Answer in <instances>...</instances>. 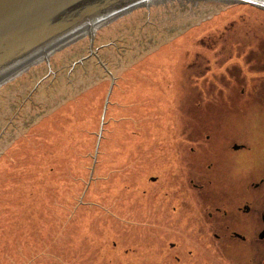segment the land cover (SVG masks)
Instances as JSON below:
<instances>
[{
  "label": "rangeland",
  "instance_id": "rangeland-1",
  "mask_svg": "<svg viewBox=\"0 0 264 264\" xmlns=\"http://www.w3.org/2000/svg\"><path fill=\"white\" fill-rule=\"evenodd\" d=\"M187 10L161 5L150 19L140 12L158 27L149 50L136 49L142 41L126 32L100 50L115 79L103 117L111 77L93 58L70 69L85 55L83 44L0 89L1 147L18 133L0 155V264H246L233 249L199 238L184 214L171 223L158 202L152 212L145 202L175 153L162 152L164 140L174 149L170 140L190 122L180 113L190 116L197 100L215 105L204 78L225 64L220 54L238 41L264 47L263 11L209 7L193 18L190 9L182 15ZM119 24L131 22L109 30ZM26 101L33 109L23 119Z\"/></svg>",
  "mask_w": 264,
  "mask_h": 264
},
{
  "label": "flooded vegetation",
  "instance_id": "flooded-vegetation-1",
  "mask_svg": "<svg viewBox=\"0 0 264 264\" xmlns=\"http://www.w3.org/2000/svg\"><path fill=\"white\" fill-rule=\"evenodd\" d=\"M168 4L187 7L193 18L209 13V7L219 10L237 5L224 0H174L161 3L162 8ZM159 7L157 1L102 26L95 32L93 43L98 32L119 20L133 21L145 9L151 16ZM188 28L182 25L179 30ZM79 44L91 54L85 36L66 49ZM62 51H55L47 62L30 69L51 64ZM220 56L225 64L204 78L208 79L205 90L216 97L215 105L210 101L199 105L197 100L187 109L190 116L180 113V118L190 122H186L188 127H181L179 138L170 140L174 149L164 140L162 152L175 151L174 162L172 157L165 163L158 190L146 191L145 202L150 201L152 212V204L160 201L161 211L171 217V223L184 214L181 222L191 224L196 235L211 247L223 245L246 258V264H264V47L257 42H232ZM152 179L151 183H158ZM152 197L158 201L153 202ZM171 204L175 206L169 207ZM147 224L151 225L148 220Z\"/></svg>",
  "mask_w": 264,
  "mask_h": 264
},
{
  "label": "water",
  "instance_id": "water-1",
  "mask_svg": "<svg viewBox=\"0 0 264 264\" xmlns=\"http://www.w3.org/2000/svg\"><path fill=\"white\" fill-rule=\"evenodd\" d=\"M166 0H0V86L25 73L77 39L119 17L154 2ZM264 11V0H224ZM99 64L105 68L99 57ZM109 73V71H108ZM111 76V74L109 73ZM114 79L105 98L103 115Z\"/></svg>",
  "mask_w": 264,
  "mask_h": 264
},
{
  "label": "trees",
  "instance_id": "trees-1",
  "mask_svg": "<svg viewBox=\"0 0 264 264\" xmlns=\"http://www.w3.org/2000/svg\"><path fill=\"white\" fill-rule=\"evenodd\" d=\"M160 14H162V13H160ZM164 20H168V19H164ZM131 22V24H130V26H128V25H122V24H119V25H117L116 27H114V29H112V30H109V27L107 28V32H106V34H104V36H103V39L101 40V41H98L97 42V45H94V48H100L101 46V48H100V50L102 49V48H104V46L103 45H107V44H109L112 40H114V38H115V35H117V33H119V32H126L125 34H126V36H125V39H129V38H134V39H136V40H141L142 42H140V43H137V45H139L138 47H136V49H139V48H142V47H145V49L146 50H149V49H151V46L152 45H154V41H152V42H149V39H151V37H155V36H157V31H156V28H158L156 25H154V24H152L151 22H149V21H143V20H141V18H140V20H139V18L137 17L136 19H134L133 21H130ZM112 26V25H111ZM110 26V27H111ZM164 33V32H163ZM123 34V33H122ZM121 34V35H122ZM121 38H124V36L122 35L121 36ZM69 49V48H68ZM66 50V49H65ZM64 51V50H63ZM100 53H101V51H99V55H100ZM65 57H67V55L65 56ZM65 57H63L60 61H59V63L60 64H62V60H64L65 59ZM81 57V56H80ZM100 57H101V55H100ZM102 58V57H101ZM103 59V58H102ZM106 63V62H105ZM106 65H107V63H106ZM108 67V66H107ZM206 70V66H204L203 68H202V70H201V72H203V71H205ZM200 74H203V73H200ZM203 75H205V74H203ZM21 81L19 80H14L13 82H11V83H9V84H7L6 86H4L3 88H6V87H9V89L10 90H12V89H14V88H16V84H18V83H20ZM2 88V87H1ZM0 88V89H1ZM20 94V93H19ZM21 96V94L20 95H18V98ZM26 105H27V110H24L23 111V115L21 116L23 119H27L28 117H29V112H30V110H32L33 108H32V104L29 102V101H26ZM36 120V119H35ZM34 120V121H35ZM34 121L32 122V123H30V124H28V125H25L24 126V128L22 129V130H24V129H27L28 131L29 130H31L32 128H34V125H33V123H34ZM5 134L7 135V132H5ZM18 135V133L17 134H15L14 135V137H13V139L11 140V142L7 145V147L6 148H2L1 147V145H0V155H1V152H5V151H7L9 148H11V146H12V141L16 138V136ZM146 200V199H145ZM158 203L160 204V201H158ZM30 263V261H28V262H26L25 264H29Z\"/></svg>",
  "mask_w": 264,
  "mask_h": 264
}]
</instances>
